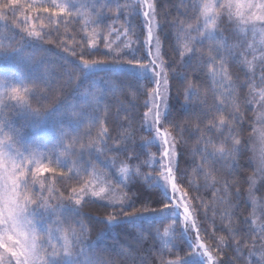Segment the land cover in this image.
<instances>
[{
    "label": "snow or ice",
    "instance_id": "snow-or-ice-1",
    "mask_svg": "<svg viewBox=\"0 0 264 264\" xmlns=\"http://www.w3.org/2000/svg\"><path fill=\"white\" fill-rule=\"evenodd\" d=\"M96 2L98 3L99 0ZM159 6L160 0H134L131 5H121L119 0H116L117 13L128 12L129 27L125 28L123 35L128 34L130 22L135 17L138 21L140 34L145 39L143 44L136 49L141 55L138 57L133 53L127 60L121 59L127 53H124L120 48L113 49L111 44L105 43L108 51L103 55L111 56L112 62L109 63L87 58L94 54H100L97 47L99 33L96 29L103 25L107 19L103 11L95 10V3L89 4L87 0H84L79 6L73 3V0H66L62 5H56L55 0H52V4H47L45 0H33L32 3L27 4L22 3V0H5L0 3V21H4L3 28L10 32L14 28H21V31L25 33L21 36L22 43L18 47L12 46L11 43L8 46L0 43V57L18 64L33 61L32 54H26V48L39 51L41 58L39 61L33 62L43 63V54L49 49L43 48L41 42H52L48 39L51 31H58V27L53 26H58L64 17H85L81 21L85 31L88 25L96 26L92 30L96 39H90L87 48L83 45L80 46L78 62L65 58L68 67L60 66V76L57 77V80L66 76V81L63 83L46 79L38 81L44 86L42 99L51 97L52 102L43 110L37 108L27 112L30 118L48 122L58 130L59 138L54 148L60 149L65 157L74 156L75 160L72 161V164L69 165L66 159L61 161L58 158L55 167L45 165L42 162L43 154H41V159H37L34 152L25 156L13 147L16 142L14 136L0 135V264H115L112 257L120 255V252L97 250L85 243V228L78 217L81 215L80 210L84 204L95 203L96 200L107 201L105 207L111 206L114 210L118 208L120 212H123V219L128 224L134 225L144 216L153 217L161 223L171 220L172 223L164 227V236L173 233L177 225L182 226V230L179 232L181 245L177 251L183 252L184 255L177 254L175 259L164 260L161 254L159 264H231L224 249L229 248L235 256L237 252L241 251V245L245 243V239L255 233L256 229L249 224L247 217L238 218V222L234 223L226 210L222 216L229 217L227 224L214 228L211 237H208L207 232L205 235H201L202 225L198 223V210L193 206L194 198L189 195L192 188L196 186L191 179L185 185V179L188 176V161L184 160L180 144L184 141L185 134L190 138L195 131L201 130L200 126L205 119L209 118L208 111L201 103L191 102L194 95L192 84L197 79V71L207 66L208 74L213 81L222 78L227 80L228 84L226 91L214 99L212 106L213 111L220 113L219 121L217 122L213 117L203 129L205 133H211L215 128L219 135L210 136L207 139L204 136L198 137V145L203 143L204 147L197 146L191 153L193 157L196 155L200 157L199 164H196L195 160L192 161L194 173L197 176H203L204 183L200 187H215V184H210L209 181L215 179L212 177V173L217 171L216 165L221 161L227 159L233 172L243 168L244 165L240 161L247 157L250 150L258 155V170L264 175V111L257 113L256 117L262 126L253 129L254 136L250 135L247 140L244 139L243 120L246 118V111H242L239 105H236L231 112L225 111L233 99L232 78L228 72V65L230 61L239 60L240 54L234 53L228 47L224 37L218 32V21L226 12L229 27L234 25L237 32L245 35L251 31L253 37L259 33V41L253 40L247 45V48L253 53L259 51V57L254 55L253 60L259 59L264 63V0H260V2L257 0H192L190 5H185V12L181 15L190 19L191 16H188V13L191 12L196 17L198 23L192 30L198 35L189 36L186 33L177 35L179 55L183 61L182 66L193 69L191 80L188 79L187 74L179 76L180 82L188 80V87L184 93L185 103L180 106L182 112L176 110L170 102L169 72L161 51L162 43L169 40V34L164 29L175 26V23L168 24L166 22L162 25L158 22L157 9ZM89 7L92 8V15L95 16V19L87 12L80 11V9ZM20 9H24L29 14H36L34 16L25 15L23 26L17 16ZM7 12L12 13L11 18L6 14ZM119 18V15H116L113 20ZM9 19H11V26L8 23ZM201 20L202 27L199 23ZM36 21L40 22L39 30H37ZM189 27L191 28V26ZM45 28H50V31L45 32ZM111 30L115 31V29ZM2 39H9L11 42L15 40V33L13 32L11 36H3ZM205 43L208 45L206 56L201 51ZM130 44L131 41L125 47H129ZM197 45L200 48H197ZM59 46L64 51L71 52L72 56L77 55L75 48L67 45L65 41H62ZM145 47L147 48L146 55L144 54ZM175 51L177 49L174 48L173 52ZM244 55H247V52ZM243 63L248 65L249 71H252V61L244 60ZM103 67L120 70L128 68L131 70L130 72L139 73L145 80L143 85L139 84V80L135 76H132L127 83L120 81L118 77V82H108L109 89L113 92H124L126 89H131L139 93L141 88H147L149 101L145 103L147 111L144 112L141 126L150 133V136L143 142L145 145H158L160 155L159 170L154 169L155 176L151 173L146 176L149 188L156 190L152 192V202L142 203L140 208L133 206L134 196L129 195L131 190L124 191V188L127 187L124 179H120L116 173H112L111 168L108 173L99 172L96 165L109 167L107 161L100 160V156L105 151L116 154L112 161L113 167L120 156H124V161L130 163L133 160L139 161L143 153L135 147H129L119 139H117L116 145L108 143V140L111 139L108 123L113 114L110 107L106 106L104 114L101 115L102 94L98 98L91 94L90 89H86L85 103L79 107L69 106L67 98L63 95L65 87L72 85L73 79L77 83L72 91L78 92L84 81L89 79L90 74ZM261 73L260 80L264 82V68H261ZM245 75L247 77V73ZM253 79H255L254 73ZM149 85L151 86L149 87ZM240 87L243 88V85ZM32 91L34 89L11 86L5 79L4 83L0 84V103H4L7 99L25 105L27 104V94ZM89 95H91V100L87 99ZM260 100L264 103V88L260 90ZM181 115L184 116L187 123H181ZM118 118L119 111L114 114L113 123L117 128H122L123 124L118 122ZM129 119L132 118L129 117ZM65 120L72 125L70 132L64 131L61 127ZM193 122L195 126L190 129L188 125ZM85 125H88V131L82 135L79 134L80 128ZM97 125L99 126L97 135L91 137V128ZM225 127L228 129L226 136L224 134ZM0 133H3L2 128H0ZM70 135L71 139H68ZM86 136L90 138L87 143H84ZM252 140L257 143L253 144L250 149L249 141ZM124 161H120L122 167L118 172L121 177L128 178L131 169L129 163ZM51 163L49 161V164ZM44 173L58 175L65 182L75 181L78 187H70L67 196L63 192L56 196L53 194L56 189L47 183ZM110 174L111 179L109 178ZM137 174H140L139 170H137ZM113 181L119 187V191L113 187ZM251 183L254 185L255 181ZM37 184L39 192L36 191ZM101 184L103 186H99ZM262 185H264V181H262ZM227 188H230V185H226V192ZM213 195L216 194L213 193ZM242 195L240 190L234 194L236 199L240 200V204L246 208L247 201L240 199ZM251 196L250 187L249 197ZM224 202L231 207L232 201L228 199L227 194L224 197ZM153 203L158 206L153 207ZM201 203H203L202 200ZM252 203L254 205L253 215H255V199L252 200ZM239 206L238 204L237 207ZM127 208H132V211H126ZM261 211L262 218H264V206H261ZM118 215L119 212L114 215L110 214L106 224L117 223ZM72 224L79 225V232L71 227ZM251 224H256V221L252 220ZM61 226L67 227L62 231ZM259 230L261 237H264V225H260ZM156 231L159 234V229ZM218 231L225 234L218 236ZM193 232L195 233L194 238H192ZM149 236H151V232H149ZM139 239H143V236ZM206 239H211L212 244L206 243ZM53 240H56L57 243L53 244ZM185 240H187L186 243ZM255 243L254 239L253 244ZM173 248H176V245H173ZM254 254V252H249L250 256ZM236 258L240 259V257ZM152 264H156V262L153 261ZM251 264H264V251L260 252L259 260L253 261Z\"/></svg>",
    "mask_w": 264,
    "mask_h": 264
},
{
    "label": "trees",
    "instance_id": "trees-1",
    "mask_svg": "<svg viewBox=\"0 0 264 264\" xmlns=\"http://www.w3.org/2000/svg\"><path fill=\"white\" fill-rule=\"evenodd\" d=\"M3 2H5V0H0V3ZM32 2L33 0H22V3L25 4ZM45 2L47 4H52V0H45ZM65 2L66 0H55L56 5H62ZM82 2H84V0H73V3L77 4V6ZM87 3H95V10L97 12L103 11L107 17L104 24L96 29L99 33L97 47L99 48L100 54H94L87 58L111 63V56L103 55V53L108 51L105 47V43L111 44L113 49L120 48L124 53H127V55L121 57L122 60L129 59L133 53L139 57L141 53L137 52L136 49L143 44L145 37L140 34L137 19L135 17L132 18L128 34L123 35L125 28L129 27L127 22L128 12L123 11L117 13L116 0H99L98 3L96 0H87ZM119 3L121 5H131L134 3V0H119ZM191 3L192 0H160V6L157 9L159 13L157 20L160 24L163 25L166 22L168 24L175 23V26L164 29V31L169 34V40L162 43L161 51L166 61L167 71L169 72L171 85L170 102L176 110L181 112L182 109L180 106L185 103L184 93L188 87V80L180 82L179 76L187 74L188 79L191 80L193 69L182 66L183 61L179 55L177 35H183L185 33L189 36L198 35L192 30L198 23L196 17L193 16L191 12L188 13V16H191L190 19L181 15L185 12V5H190ZM80 11L87 12L95 19V16L92 15L93 10L91 7L80 9ZM6 14L10 18L12 17L11 12H7ZM25 15L34 16L36 14H29L24 9H20L17 12V16L20 18L22 26L23 17ZM116 15H119L120 18L113 20V17ZM84 18L83 16L78 18L64 17L58 26H53L58 27V31H51V35L48 39L52 42H41L43 48L49 49V51L43 54V63L33 62L39 61L41 53L32 48H26L25 50L26 54L31 53L33 56V61L27 63L18 64L15 61L4 60L0 57V84H3L5 79H7L11 86H19L21 89H34V91L29 92L26 97V106L29 110H35L37 108L43 110L52 102L51 97L42 99L44 86L42 83H38V81L41 79L49 81L57 80V77L60 76V66L64 65L68 67L65 63V58L78 62L81 51L80 46L83 45V47L87 48L88 41L90 39H96L92 31L96 26L88 25L85 31L81 23ZM65 21H67V23H65ZM8 23L11 26V19H9ZM35 23L37 25V30H39L40 22L36 21ZM199 23L202 27V20ZM3 24L4 21H0V43L5 46H8L10 43L14 47L20 46L22 43L21 36L25 35V33L21 31V28H14L10 32L3 28ZM218 25V32L227 41L228 47L231 48L234 53L240 54L239 60L230 61L228 65V72L232 78L233 99L232 103L225 111H233L236 105H239L242 111H246L247 115L243 120L245 129L243 137L247 140L250 135L254 136V128H260L262 126L256 119L257 113H259L260 110L251 102V95L254 92V88L257 86V79H253V76L245 67L241 58L243 47L242 38L233 28V25L229 27V22L225 15L221 17ZM189 26H191V28ZM111 29H115V31ZM44 31L48 32L50 28H45ZM13 32L15 33V40L10 42L9 39H2L3 36H11ZM81 37H83V39H81ZM105 37H107V40H105ZM62 41H65L67 45L75 48L77 53L75 57L72 56L71 52L64 51L63 48L59 46ZM129 41H131L130 46L125 47ZM174 48L177 49V51L173 52ZM197 48H200V46L197 45ZM201 51L205 56L208 54L207 43H205ZM144 54H147L146 47L144 48ZM145 63H147V61H145ZM218 67L217 65V68ZM246 73L247 77L245 75ZM132 76H135L137 80H139L140 85L145 83V80L141 78V76L133 72L125 69L116 70L115 68L108 67L91 73L89 79L84 81L78 92L72 91V88H74L77 83V81L73 79L72 85L65 87L63 95L67 98V104L69 106L76 105L79 107L85 103L84 94L86 89H90L91 94L96 95L98 98L102 94V99L100 100L101 115L104 114L106 106L110 107L111 113L113 114V116L109 118L108 123L109 135L111 137L108 143L116 145L117 139H119L129 147H135L139 152L143 153L139 161L133 160L130 163L124 161V156H120L113 167L112 161L115 159L116 154L105 151V153L100 156V160L107 161L109 167H104L100 164L96 165L99 172L108 173L109 168H111L112 173L117 174L119 168L122 167L120 161L129 163L131 173L128 178L124 179V182L127 184L124 191L128 192L129 189L131 190L129 195L134 196L133 206L140 208L142 203L152 202V192L156 190L149 188L146 176L149 173L155 176L154 169L156 171L159 170V163L157 162L155 166L150 169V167H148V162L153 157L159 158L160 155L157 145H145L143 142L150 136V133L141 126L144 112L147 111L145 103L149 101L147 88H141L139 93L131 89H126L124 92H113L109 89L108 84L109 81L118 82L117 77L120 81L127 83ZM66 80L67 77L63 76L57 80V83H63ZM227 84L228 81L222 78H217L213 81L212 77L208 74L207 66L197 71V79L192 84L194 95L191 102L201 103L205 110L208 111L209 118L204 120L203 124L200 126L201 130L195 131L190 138L185 134L184 141L180 144V150L184 153V160L188 161V176L185 179V185H187V181L191 179L196 186L192 188L189 195L194 198L192 203L198 210V223L202 225L201 235H205V232H207L208 237H211L214 228L227 224L229 217L222 216V213L226 210L234 223L238 222V218L244 219L247 217L249 219V224L255 228V226L251 224L254 208L252 200L255 199V207L257 209L264 198V185H262L264 175L258 170V155L254 154L251 150L248 152L247 157L240 161L244 167L237 169L236 172H233L227 159L216 165L217 171L212 173V177L215 179H210L209 181L210 184H215V187H200V185L204 183L203 176H197L193 171L194 165L192 161L195 160V163L199 164L200 157L199 155L193 157L191 153L197 146L201 148L204 147L203 143H199L198 145L197 138L204 136V138L207 139L210 136L219 135L215 128L211 133H205L203 129L210 123L213 117H215L217 122L219 121L220 113L213 111L212 106L214 99L226 91ZM240 85H243V88H241ZM150 86L151 85H149V87ZM87 99L91 100V95H89ZM9 101L10 100L5 99L4 103H0V128L3 129V133H0V135L7 134L8 136H14L16 142L13 144V147L25 156L34 152L36 158L41 159V154H43L42 162L45 165L55 167V162L58 158L61 161L66 159L67 163L71 165L75 157L68 155L70 156V161H68V156L65 157L60 149L54 148L59 138L58 130L50 123L45 122V132L43 134L34 131L30 118L22 114L23 108L17 106L15 102ZM118 111V122L123 124L122 128H117L116 124L113 123L114 114ZM129 117L132 119H129ZM180 120L182 124L187 123L183 115H181ZM194 126V122L188 125L190 129L194 128ZM61 127H63L64 131L70 132L72 125L69 121L65 120ZM98 127L97 125L91 128V137L97 135ZM87 131L88 125H85L80 128L79 134L82 135ZM227 131L228 129L225 127V136L227 135ZM125 137H127V139H125ZM89 138L90 137L86 136L83 142L87 143ZM68 139H71V135ZM255 143H257L255 140L249 141V148L251 149ZM78 147L77 145V148ZM26 149L27 151H25ZM49 161L52 163L49 164ZM182 167H184L183 164ZM64 170L66 171L67 169ZM137 170H139L140 174H137ZM44 177H47V181L51 179L58 195L63 192V194L67 196L70 187H78L75 181L65 182L61 177L53 173H46ZM109 178L111 179V174ZM238 181H240V183H237ZM252 181H255L254 185H252ZM226 185H230V188H227V192ZM113 187L117 188V191H119V187L116 185L115 181H113ZM250 187L252 192L251 197H249ZM238 190L243 193L240 199L247 201L246 208L243 204H240V200H237L234 196ZM36 191L38 192L37 188ZM213 193L216 195L214 196ZM226 194L228 199L232 201L231 207L224 202ZM201 200L203 203H201ZM106 204V201L100 200H96L95 203L89 202L84 204L80 210L81 215L78 219L83 222L85 228V243L90 244L97 250L105 249L107 251H118L121 253L118 256L114 255L112 257L115 264H152L153 261L159 264L161 254L164 260L175 259L177 254L181 256L184 255L183 252L177 251L181 245L179 232L182 230V226L177 225L175 227L171 244L167 248H164L159 235L164 232V227L172 223L171 220L161 223L155 218H145L137 220L134 225L128 224L123 219V212H120L118 208L114 210L111 206L105 207ZM238 204L240 205L239 207H237ZM152 206L156 207L158 205L153 203ZM126 211L130 212L132 208H127ZM117 212H119L117 217L118 222L113 225H107L106 221L109 215H114ZM65 227L67 226H61L62 231ZM71 227L79 232V225L72 224ZM156 229H159V234H157ZM149 232H151V236H149ZM224 234V232H217L218 236ZM141 236H143V239H139ZM254 239L256 240L255 244H253ZM184 242L186 243L187 240ZM206 243L212 244L211 239H206ZM173 245H176V248H173ZM262 245H264V241H262L261 234L256 229L255 233L250 234L245 239V243L241 245V251L237 252L235 256L227 247L224 251L228 254L231 264H251V262L259 260L260 252L264 251ZM212 246L215 247V245ZM249 252H254L255 254L250 256ZM236 257H240V259Z\"/></svg>",
    "mask_w": 264,
    "mask_h": 264
},
{
    "label": "rangeland",
    "instance_id": "rangeland-1",
    "mask_svg": "<svg viewBox=\"0 0 264 264\" xmlns=\"http://www.w3.org/2000/svg\"><path fill=\"white\" fill-rule=\"evenodd\" d=\"M257 2H260V0H257ZM224 15L226 16V18L228 20V17H227L226 12H224V14L222 16H224ZM258 27H259V25H258ZM233 28L235 29V26L234 25H233ZM154 31H155V29H154ZM238 34L241 36L242 43H243L242 44L243 47H242L241 58H242L243 61L244 60H249V61H252L253 62L252 71H249L247 64L244 63V65H245V67L247 68V70L250 72V74L252 76H253V73L255 74V78L257 79V86H256V88H254V90H253L254 92L251 95V102L260 111H264V103H262L261 100H260V90L262 88H264V82H262L260 80V77L262 75L261 68H264V63H262L259 59L253 60V56L254 55L257 56V57H259V55H260L259 51L253 53L251 50H248V48H247V45L249 43H252L253 40H255L257 42L259 41V38H260L259 37V33H257V35L255 37H253V34H252L251 31H248L246 35L244 33H239V32H238ZM146 50H147V48H146ZM245 52H247V55H244ZM2 59H4V58L2 57ZM8 61H10V60H8ZM105 68H108V67H103L101 69H105ZM116 70H120V69H116ZM125 70L131 71L128 68H125ZM135 74L141 76L139 73H135ZM145 75H147V74H145ZM9 102H11V101H9ZM13 102H15V101H13ZM16 105L19 106V107H21V108H23L22 109V111H23L22 114L24 116L29 117L27 115V112L29 111V109L27 108L26 104L25 105H21V104H17L16 103ZM30 120L32 122V128H33L34 131L39 132L41 134H43L45 132V122H41V121H39L37 119H34V118H30ZM68 161H70V156H68ZM157 162L159 163V158H151L150 161L148 162V167H150V169H152ZM45 174L46 173H44L43 175L45 176ZM117 176L120 179H126L124 177H121L120 174H119V172H117ZM47 183L50 184V185H52V187L54 188V185H53L51 179H48ZM99 186H103V185L101 184ZM36 188L38 189V192H39L40 189H39V185L38 184H37ZM46 194H47V191H46ZM53 194L56 195V196H59L58 193H57V191H55ZM261 206H264V198H263L262 202L258 205V208L256 209L255 215H253V219H252V220H255L256 221V224H254V226L258 230L259 233H260L259 226L260 225H264V218H262ZM145 218H153V217L144 216L142 219H145ZM139 220H141V219H139ZM194 236H195V233L193 232L192 233V238H194ZM159 238H160V241H161L162 245L164 246V248H167L171 244V242H172L173 233H170L169 236H164V232H163V233H161L159 235ZM261 238H262V241H264V237H261ZM56 243H57V241L56 240H53V244H56ZM61 243H62V241H61ZM77 248H79V246H77ZM49 251H51L50 248H49Z\"/></svg>",
    "mask_w": 264,
    "mask_h": 264
}]
</instances>
